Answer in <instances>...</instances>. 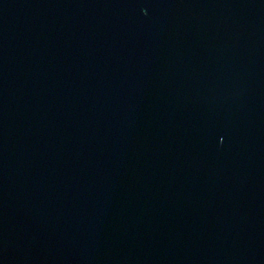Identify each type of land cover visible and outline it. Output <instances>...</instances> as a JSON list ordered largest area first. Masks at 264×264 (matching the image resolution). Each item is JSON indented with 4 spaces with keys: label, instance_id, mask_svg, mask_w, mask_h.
<instances>
[{
    "label": "water",
    "instance_id": "water-1",
    "mask_svg": "<svg viewBox=\"0 0 264 264\" xmlns=\"http://www.w3.org/2000/svg\"><path fill=\"white\" fill-rule=\"evenodd\" d=\"M0 264H264V0H0Z\"/></svg>",
    "mask_w": 264,
    "mask_h": 264
}]
</instances>
